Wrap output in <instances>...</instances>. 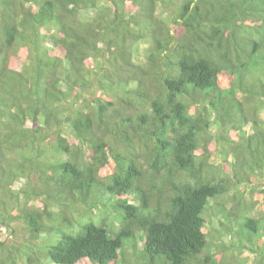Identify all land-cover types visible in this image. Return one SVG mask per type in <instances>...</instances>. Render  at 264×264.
Returning <instances> with one entry per match:
<instances>
[{
  "label": "trees",
  "instance_id": "obj_1",
  "mask_svg": "<svg viewBox=\"0 0 264 264\" xmlns=\"http://www.w3.org/2000/svg\"><path fill=\"white\" fill-rule=\"evenodd\" d=\"M263 178L264 0H0V264H264Z\"/></svg>",
  "mask_w": 264,
  "mask_h": 264
},
{
  "label": "rangeland",
  "instance_id": "obj_2",
  "mask_svg": "<svg viewBox=\"0 0 264 264\" xmlns=\"http://www.w3.org/2000/svg\"><path fill=\"white\" fill-rule=\"evenodd\" d=\"M158 12H159V15L162 17H164L166 15V12H164L163 10H158ZM90 14H91L90 12L83 13V17H87ZM146 55H147V45L145 43H139L136 47V52H135L134 57H133L134 61H136L138 63H142L145 60ZM218 158L219 157L217 155H213L210 160H211V162L216 163L218 161ZM30 183L31 184L34 183V178L30 179ZM256 185L258 188H260L261 186L264 187V178L262 179V181H261V179L257 180ZM15 187L17 189L19 187H21V188L26 187V182H24V179H20L19 181L16 182ZM11 225L13 227H15V229L18 231L17 236H15L13 238V240L15 239L17 241H21V240H23V238L24 239L26 238L27 233H26V231H25V229L21 223L12 221ZM112 226L116 227L117 224L115 222H113ZM22 264H24V263H22Z\"/></svg>",
  "mask_w": 264,
  "mask_h": 264
}]
</instances>
